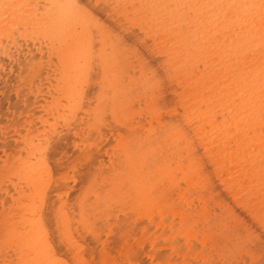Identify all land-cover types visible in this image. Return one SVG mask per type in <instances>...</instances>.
<instances>
[{"label": "bare ground", "instance_id": "obj_1", "mask_svg": "<svg viewBox=\"0 0 264 264\" xmlns=\"http://www.w3.org/2000/svg\"><path fill=\"white\" fill-rule=\"evenodd\" d=\"M11 89L0 264H94L86 236L108 264L113 224L151 230V263L264 264V0H0ZM104 129L110 173L75 216L51 165L64 132L90 157Z\"/></svg>", "mask_w": 264, "mask_h": 264}, {"label": "rangeland", "instance_id": "obj_2", "mask_svg": "<svg viewBox=\"0 0 264 264\" xmlns=\"http://www.w3.org/2000/svg\"><path fill=\"white\" fill-rule=\"evenodd\" d=\"M13 84L14 86L17 85L15 84V82H13ZM1 94L2 93H0V101H1L0 124L3 125L5 124L6 127L10 126L9 130L11 131V129L15 128V126L12 124V120L14 119L17 120V116L21 112V109H23V106L22 103L15 97L14 90L11 89L10 91L6 92V94L4 95ZM107 121L109 124L108 128L113 129L114 133H118L123 137H126L128 135V132H126L124 128L119 127L116 124L114 126V122L111 121L110 118H107ZM103 132L105 133V136L108 134L106 136V139H108L107 141L104 139L101 140L100 138L97 137L95 133L90 135L89 138L90 141L92 142V144H95L94 148H92V153L90 157H87L86 155L87 153L79 152L78 149H74L72 144L73 137L71 135H67L64 132L63 138H66V140H63L62 147H64V151L66 152V154L58 155L55 161L59 160V162L58 163L55 162L51 165V170L54 171L52 173L54 174L53 176L55 177V179L53 180L54 181L53 189L55 188V186H57L62 190L64 186L65 188L67 186V188L65 189L66 191H64L66 195L65 200L67 199L66 200L67 206L71 211V213H73V215L75 216L77 215L79 201L90 193L89 192L88 194H86L90 188L92 189L101 188V186H103V184H105L106 182V179L105 181H103V179L106 178L110 173V164H109L110 162L109 159L107 158L111 157L113 154L112 147L115 146L116 144L115 137H111L109 135L108 129L107 130L104 129ZM95 146L101 149L100 153H97V151L95 150ZM71 147L74 150H72ZM2 152L3 151L0 150V158L3 159L4 153ZM99 163H102L103 166L100 167ZM73 169L75 171H73ZM72 171L75 173L73 174ZM67 175L70 178H68ZM63 177L66 180L68 178L67 181H69V183L66 181L64 182L65 179L63 180ZM59 182L61 184H59ZM50 196L52 197V195ZM90 196L91 194L89 195V197ZM121 221L122 219L119 222ZM101 229H102L101 242H104L103 240L105 238V235L107 237L104 243L106 244V248H107L106 250L109 253V258L107 259L108 264H125L128 261L134 259H137L139 261L138 262L139 264H145V263L157 264V261L151 263L149 258L145 256V252L149 250V242H150L149 237L151 230H148L149 232L146 234V236L143 237L141 236L139 229L136 230H132L131 228L125 229L121 227V225L117 226L113 224V226L111 227V231H108V229L110 230V228H107L104 225H101ZM108 233H110V235ZM260 234L264 238V232L261 231ZM122 237H124V239ZM84 245L86 246L87 253H89L90 257L93 259L94 261L93 263L103 264L102 254L100 252L101 249L100 244H97L96 241L91 236H86ZM142 245L143 248L141 247ZM59 247L62 250V252L65 253L66 250L61 244H59ZM126 248L130 249L128 254L125 251ZM160 254H161L160 261L163 264H165L167 257L162 253Z\"/></svg>", "mask_w": 264, "mask_h": 264}]
</instances>
